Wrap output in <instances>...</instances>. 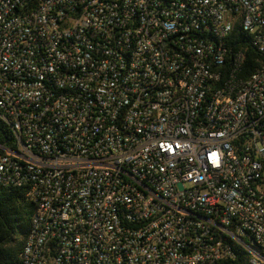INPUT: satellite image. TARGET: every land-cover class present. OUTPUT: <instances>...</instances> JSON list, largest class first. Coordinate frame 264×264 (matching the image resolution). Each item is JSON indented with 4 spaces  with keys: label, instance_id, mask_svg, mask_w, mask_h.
<instances>
[{
    "label": "built area",
    "instance_id": "2783aa9c",
    "mask_svg": "<svg viewBox=\"0 0 264 264\" xmlns=\"http://www.w3.org/2000/svg\"><path fill=\"white\" fill-rule=\"evenodd\" d=\"M0 114L21 264H264V0H0Z\"/></svg>",
    "mask_w": 264,
    "mask_h": 264
},
{
    "label": "trees",
    "instance_id": "16d2710c",
    "mask_svg": "<svg viewBox=\"0 0 264 264\" xmlns=\"http://www.w3.org/2000/svg\"><path fill=\"white\" fill-rule=\"evenodd\" d=\"M234 34L241 37L240 28H237ZM262 62L256 50L248 47L245 51L244 73L253 74ZM15 147L13 131L0 114V158L7 150H13ZM28 208L34 212V204L26 198L24 189L0 186V264H21L19 257L32 230V216L27 214ZM218 264H250V259L247 253L238 249L236 259L224 260Z\"/></svg>",
    "mask_w": 264,
    "mask_h": 264
},
{
    "label": "rangeland",
    "instance_id": "374dc122",
    "mask_svg": "<svg viewBox=\"0 0 264 264\" xmlns=\"http://www.w3.org/2000/svg\"><path fill=\"white\" fill-rule=\"evenodd\" d=\"M27 214H28L29 216H33L34 212H33L32 209L28 208V209H27Z\"/></svg>",
    "mask_w": 264,
    "mask_h": 264
}]
</instances>
